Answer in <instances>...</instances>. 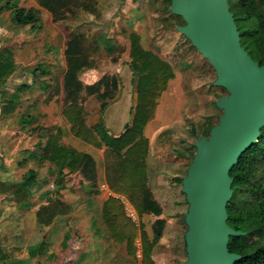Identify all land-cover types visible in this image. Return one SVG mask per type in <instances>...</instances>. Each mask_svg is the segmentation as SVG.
Masks as SVG:
<instances>
[{
  "label": "rangeland",
  "instance_id": "1",
  "mask_svg": "<svg viewBox=\"0 0 264 264\" xmlns=\"http://www.w3.org/2000/svg\"><path fill=\"white\" fill-rule=\"evenodd\" d=\"M4 1L0 0V4ZM35 1L20 0V6L27 8L31 5L37 6ZM170 5L171 0H99L98 7L102 16L100 23L93 24L92 16L81 14L76 20L65 22L63 25H67L72 31L77 30L72 29L71 26L77 24L79 26L81 22L86 26L91 25L94 28L89 31L93 36L92 38L101 41V45H103L106 40L103 30L107 29V26L103 27V25L106 21L110 22L107 38H109L111 46L119 47V49L112 53L102 47L101 54L93 59V67L90 70H84L80 76L85 85L91 82L87 73L94 72L96 74L94 79H100L104 75H110L111 69H116L118 64L125 68L128 67L129 70L125 69L126 72L133 73L128 54L121 52V48H126L129 43L130 29H137L143 33L145 46L158 54L160 53L164 60L166 59L171 63L177 74L176 81H173L174 86L179 84L178 80L181 76L187 75V70L190 71L188 76L189 79H192L185 86L184 91L181 94L173 95L172 101L169 100L173 110L172 115L166 108V104L162 105V114H164L161 116L165 122L164 124L159 123L153 132V134H157L158 130H161L160 140L164 142L166 151L168 150V154L172 155L171 158L174 161L172 165L165 166L168 171L166 174L170 173L174 166L177 167L179 164L182 166L181 178L178 181L181 190L182 179L186 176L188 166L196 152L194 143L210 127L218 124L223 112L216 107V102L219 97L226 96L227 92L222 88L214 87L213 82L216 80V74L213 68L206 60L202 59L190 42L177 32L176 28L179 24L184 25V21L179 19L180 17L170 15ZM41 12L45 28L41 30L42 36L39 43H36L34 39L39 31L35 30V33L31 34L32 37L29 38L25 35L26 32L22 31L23 29L14 27L10 12L0 13V51L6 49L12 52L11 61L15 68L14 74L8 77L6 85L1 91L6 90L8 94H13L10 92L16 91V84L22 85L28 81L27 79H18V71L28 73L30 70L26 68H35L42 60H44L42 61L43 64L38 71L39 79H42L43 73L49 71L53 77V69L56 70L55 76L57 77V91L54 95L57 96L56 105L54 103L50 106L48 103L44 105L43 101L47 94L42 91H31L30 94L24 92L25 94H20V102L15 113L4 115L2 111L5 103L2 99L0 100V181L9 182L8 179H12L23 182L28 171L30 169L35 170L37 177L36 186L32 189V197L34 195L37 198L42 194L45 202L61 199L69 205L71 212L68 218H57L55 229L49 231L47 228L41 227L35 231L33 218L30 219L25 216L34 207L42 205L38 199H35L34 202L31 199L29 207L24 209H19L16 203L12 205L9 202L6 203L5 207L0 206V264H10L20 257L26 261L32 252L37 251V256L31 261L38 264H140L142 254L139 252L137 258L129 256L126 245L119 244L111 238L105 222H102V227L106 234L102 236L95 232L96 225H92L86 220L84 214L87 212H99L98 208H90L87 196L88 186L79 174L70 175L69 170H65L63 176L58 177V181L63 179L61 181L65 183L71 180L66 186H73L74 189L72 192L64 191V189L58 193L57 171L55 170L54 175L52 173L53 165L48 161H40L39 148L34 147L38 155L34 162L24 164V158L29 156H26V149L30 147V138H35V142H37V138L41 134V136L44 135V141H46L48 131L52 129L49 123H44V120L47 122L52 116H57V123L62 121L60 114L63 99V79L66 74L64 38L52 40L51 29H55L56 25L46 10L42 9ZM139 25H145V28H141ZM50 45L54 46L55 50L49 52ZM114 59L116 62H113ZM53 63L56 68H53ZM121 74L123 75V73ZM122 75H118L120 79H123ZM32 77V75L29 76L30 79ZM123 88V83L118 85L114 93L115 98L119 95V90L123 91ZM29 97L34 101L33 103ZM40 104L43 105L40 106ZM119 104L112 105L105 112L108 124L114 129L119 128V124L125 118L124 114L122 115L125 106L118 107ZM126 111L128 113L127 108ZM173 114L179 116L173 118ZM40 127L44 128L46 133L41 132V130L37 131V128ZM180 190L177 188L178 195L182 200L180 204L182 213L175 220L173 218L165 219V226L160 229L162 233L160 240L152 254L155 264H185L186 262L184 235L187 226L184 223V218L188 205L185 196L179 192ZM123 202L124 211L137 219V215L128 200L123 199ZM5 214L8 219H6ZM143 220L142 222L148 230L146 233L151 240L153 238L151 228L155 219L150 216ZM8 221L9 223H7ZM136 221L140 222L139 220ZM67 234L70 236V241L67 242L73 245L64 250L60 243ZM137 244L140 246V243ZM77 245L79 247H76Z\"/></svg>",
  "mask_w": 264,
  "mask_h": 264
},
{
  "label": "trees",
  "instance_id": "2",
  "mask_svg": "<svg viewBox=\"0 0 264 264\" xmlns=\"http://www.w3.org/2000/svg\"><path fill=\"white\" fill-rule=\"evenodd\" d=\"M36 1L51 15L55 25L72 22L81 14L92 16L95 23L102 19L98 7L99 0ZM230 7L241 34L243 47L253 60L264 65V0H230ZM4 12L11 13V22L14 26L27 28L29 34L35 33V30L39 31L34 39L36 43L41 41L43 22L40 10L22 7L20 0H5L0 4V13ZM104 38L105 43L101 45V41L91 38L85 32L72 31L65 27L66 74L61 114L69 125V132L73 137L95 149H104L105 176L110 190L116 195L126 197L139 216L138 225L126 214L121 200L110 196L103 206V219L111 238L119 244H125L128 255L136 258V240L140 236L141 264H155L152 254L160 240L162 234L160 229L164 228L165 220L158 219L154 223L153 238L150 240L142 221L146 216L160 217L163 209L148 186L147 157L150 140L144 135V130L154 119L157 102L166 90L168 82L174 77V73L167 61L142 47L138 34L130 33L128 36L131 43L130 67L138 77V103L132 125L127 126L118 137L110 135L104 123L91 127L84 116V104L88 97L98 95L103 101L104 110L118 88V79L115 76L105 75L90 86H85L79 78L81 72L93 67V59L101 54L102 47L112 53L119 49L111 46L110 40ZM121 52L125 53L126 48H121ZM11 58L10 50L0 51V98L5 103L2 111L4 115L15 112L20 94L27 89L29 92L37 91L38 87L45 84L44 79H39L38 71L42 66L40 63L29 72L33 75L32 84L25 82L19 85L12 95L6 90L1 91L8 77L15 71ZM48 75L49 73L45 72L42 78ZM56 91L51 85L49 94L43 102L47 104L53 100ZM212 127L197 140L202 136L208 137ZM62 134L61 127L48 131L45 145L38 146L40 161L52 164L54 175L57 171L58 193L66 189L67 183L71 181L64 183L61 181L63 179L58 181V177H62L65 170H69L70 175L79 174L89 186V195L96 197L99 194V183L95 159L65 145ZM230 175L234 179L232 185L234 195L227 208L228 225L237 231L246 232L247 236L231 237L229 250L231 253L244 256V259L236 264H264V129L258 142L240 158ZM36 177L37 172L31 169L21 183L0 181V202L6 197H11L19 209L29 207L32 189L36 186ZM70 212L68 204L61 199H52L37 209L38 225L49 227L58 217L67 216Z\"/></svg>",
  "mask_w": 264,
  "mask_h": 264
},
{
  "label": "water",
  "instance_id": "3",
  "mask_svg": "<svg viewBox=\"0 0 264 264\" xmlns=\"http://www.w3.org/2000/svg\"><path fill=\"white\" fill-rule=\"evenodd\" d=\"M170 13L182 18L177 32L213 68L214 87L227 92L216 102L223 112L218 124L194 143L182 180L188 204L185 264H236L244 256L230 252V238L247 233L228 225L234 195L230 173L264 129V65L243 47L230 0H171Z\"/></svg>",
  "mask_w": 264,
  "mask_h": 264
},
{
  "label": "crops",
  "instance_id": "4",
  "mask_svg": "<svg viewBox=\"0 0 264 264\" xmlns=\"http://www.w3.org/2000/svg\"><path fill=\"white\" fill-rule=\"evenodd\" d=\"M35 2H37V1H35ZM36 4H38V3H36ZM31 7L35 8L37 10H40V15L42 18V15H43L41 12L42 8L39 5H37V6L31 5ZM170 9H171V5H170ZM170 15H172V14L170 13ZM172 17H175V16H172ZM177 18H179V17L177 16ZM179 19H182V18H179ZM100 22L101 21H97L96 23H100ZM92 23L94 24L95 22L93 21ZM109 25H110V22H108V21H106L105 25H103V27L107 26V29L103 30L104 31L103 35L104 36L106 35V38H107V33H109V30H108ZM179 26H182V24H179ZM55 27H56L55 29L54 28L51 29L52 32H51L50 36H51L52 40H60V38L63 37L64 38V47H65V27H67V25L61 24V25H56ZM139 27L145 28V25H139ZM17 28L23 29L22 31H25L26 32L25 35L28 36L29 38L32 37L31 34L27 33V31H28L27 28H22V27H17ZM44 28H45V26L43 24V30H44ZM71 28L76 29L77 31H79V30L83 31L88 36L91 35L89 32L91 30V28L94 29L91 25L90 26L84 25L83 22H81L79 24V26H78V24L72 25ZM124 28L126 29V27H124ZM107 30H108V32H107ZM129 31H130V33L133 32V33H136L140 36V43L144 49H146L150 52H153L154 54L159 55L162 58L160 53L158 54L157 52H155L151 49H148L145 46L144 39H143V33L139 32L137 29L136 30L130 29ZM92 37L93 36L91 35V38ZM101 38H102V36H101ZM107 39L109 40V38H107ZM128 42L129 43L126 45V53L129 56L131 43L129 40H128ZM120 43H122V42H120ZM126 43H127V41L125 42V44ZM34 46L36 47V44ZM53 49L55 50V47L54 46L52 47L51 45L48 48L49 52L53 51ZM42 61H44V60H42ZM42 61L40 63L43 64ZM165 61H167V63H169L171 65V63L168 60L165 59ZM53 65H54L53 68H56V65L54 63H53ZM171 67H172V65H171ZM26 69L31 70L29 68H26ZM125 69L129 70L128 67L125 68L121 64H118L116 69H111L112 72L108 76H115L118 79V85L123 83L124 88H123V91L119 90V95L117 96V98L113 97V99L110 101V103H108V106L104 110L102 109L103 101L99 98L98 95H93V96L88 97L89 100L87 99L88 101L86 100V103H85L84 116H85L87 124L89 126L93 127L97 124L104 123L105 128L108 131V133L112 136H115V137L120 136L125 131V128L127 126L132 125V122H133V119L135 116L136 106L138 103V92H137L138 78L133 73H130V71L126 72ZM172 69H173V67H172ZM29 72L28 73L27 72L26 73H24V72L20 73V71H18V73H17L18 79H20V78L21 79H27L28 81H26V82H28V84H32V81H33L32 78L33 77L31 79L29 78V76L32 75ZM55 72H56V70L53 69V73H52L53 77L51 76V71H49L48 77L41 79V80H43V79L45 80V81H43V82H45V84H43V87H38L37 91H42L45 94H47V96H48L49 87L51 85L56 90V88H57L56 78L57 77L55 76V74H56ZM189 72L190 71L187 70L186 71L187 75H185L184 77L181 76V78L178 80L179 84L177 86H174L173 81H176L177 74H176V71L173 69L174 77L168 82L166 90L161 94V98L157 102V108H156V113H155L154 119L148 123V125L145 127V130H144V135L147 138H149V140H150V150H149V154L147 157L148 186L152 189V192H153L156 200L158 201V203L161 205V207L163 209V214L160 217H154V219H155L154 223L158 219L169 220V219L173 218L175 220L178 217V215H180L182 213V210H180L181 209L180 204H181L182 200H181V198L177 192V188H179V190H180V184H178L179 183L178 181L180 180L179 178H181L182 166H181V164H179L177 167L174 166L171 169V172L166 174V172H168V171L166 170L167 168H165V166L168 167V166L172 165L174 163V161L171 158L172 155L170 156L168 154V150L166 151V149H165L166 146L164 145V142H162V140H160V133H162L161 130H158L157 134H153V132L156 130L159 123L164 124V122H165V120H163V118H162V116L164 114V113L162 114V105L166 104V108L168 109V111H170V113L172 115L173 110L171 109V105L169 103L170 102L169 100H171L173 95L181 94L184 91L185 86L188 85V82L192 79V78L189 79V76H188ZM121 73H123V75ZM81 74H82V72L79 74V78H80ZM119 74L122 75L123 79L119 78V76H118ZM127 74H129V76H127ZM95 75L96 74L94 72L87 73V76L91 79V82L88 83L87 85H85L84 83L83 84L85 86H90L102 78L101 77L100 79H94ZM183 82H184V84L182 85ZM19 85H21V84H19V83L16 84L15 89H17ZM10 93H14V91L10 92ZM25 93L30 94L29 89H27L25 91ZM25 93H22V95ZM10 95H12V94H10ZM20 98H21V96H20ZM20 98L18 100L17 107H18V104L20 102ZM29 99L32 103L34 102L31 99V97H29ZM0 100H1V98H0ZM56 102H57V96H54L53 100H51L48 104H49V106L52 105L53 103H54V105H56ZM116 103H120L118 107H120L121 105L125 106V109L123 110V113H122V115L124 114L125 118L122 119L121 123L119 124V128L114 129L113 127H111L108 124L107 119L105 117V112L108 108H110L112 105H114ZM41 105H43V104H40V106ZM44 105H46V103H44ZM126 108L128 110V113L126 111ZM177 116H179V115L173 114V118H175ZM60 117L62 119V121L60 123H57V116H52L51 118H49V120L47 122H45V120H44V123L45 124L49 123L51 125L52 129L57 128V127H61L63 129V134H62L63 143L69 147L76 149L79 152H84L86 154L91 155L97 163L99 194L96 197H91L89 195V186L85 182L84 183L88 186L87 196H88V200H89V206L91 209L98 208L99 213L87 212L84 215H85L87 221L91 222L92 225H94V224L96 225L95 232L98 235L100 234L103 236L106 234V231L102 227V222H104V221H102L103 220V206L106 203V201L108 200V198L110 196H114L116 198H119L122 203H124L123 199H126V200H128V199L124 196L114 194L110 190V188L106 182L104 149H102V150L95 149L94 147L87 145L86 143H84V142L76 139L75 137H73L69 132V129H70L69 125L63 119L62 114H60ZM160 118H161V120H160ZM168 121L170 122V120H168ZM40 130H41V132L46 133V130H44V128H42V127L37 128V131H40ZM162 131H164V130H162ZM43 141H44V135L41 136V134H39V136L37 138V142H35V138H33V139L30 138V142H31L30 147H28L26 149V152H27L26 156H28V155L29 156L24 158V164H26V163L29 164L30 162H34V160L38 157L36 150H34L35 149L34 147L36 146L37 148H39L38 146L40 144L43 145L44 142H46V141H44V142ZM32 143H34V144L31 145ZM159 147H161V148H159ZM33 152H34V156H32ZM19 164L20 163H18V166H20ZM186 174H187V172H186ZM7 176H9V175H7ZM168 176H170V177H168ZM8 180H9V182H12V183H21V181L17 182V181H13L12 179H8ZM73 189H74L73 186H69L64 191L72 192ZM179 192H181V194L184 195L182 193V189ZM35 199H38L39 203L42 205H45L49 202V201L45 202V199H44V197H42V194L37 198H35V196L33 195V197H32L33 202L35 201ZM8 202L12 205H15V201L13 200V198L6 197L3 202H0V206L5 207L6 203H8ZM128 202L130 203L135 214L137 215V219L133 218L132 216L127 214V212H126V214L139 225V223L136 221V220H139V216H138L136 210L134 209L133 205L131 204V202L129 200H128ZM43 203H45V204H43ZM38 206H40V205H38ZM38 206L34 207V209L31 210L29 213L27 212L28 214L26 213L27 216H25V217H29L30 219L33 218V221L35 223V227H34L35 231L37 228L41 229V227L38 225L37 216H36ZM31 207H32V204H31ZM130 213H132L131 210H130ZM5 217H6V219H8V216L6 214H5ZM68 217H70V214L67 216H61L60 219H65ZM146 217H150V216H146ZM151 217H153V216H151ZM3 220H4V218H3ZM184 220H185V218H184ZM7 223H9V221ZM56 223H57V219L49 227H42V228H44V229L47 228L50 231V230L56 228ZM7 225H9V224H7ZM153 225L154 224H152V227H153ZM106 228H107V226H106ZM146 230L147 229L145 228V231ZM151 230H152V228H151ZM28 231H29V229H28ZM69 237H70L69 234H67L65 239L60 243L61 247L64 248V250L68 249L69 247H71L73 245L72 243L70 245L69 244L70 242H67L68 240L70 241ZM184 241H185V239H184ZM141 242H142L141 237L139 236L138 239L136 240V247H137L136 258L138 257L139 252L142 254ZM137 243H140V246H138ZM73 247H75V246H73ZM76 247H79V245H77ZM15 250L18 251L17 249H15ZM37 253H38V251L32 252L30 254L28 260H26V261H23L22 260L23 258L20 257L18 260L14 261L10 264H38L37 262L31 261L33 258H35L37 256ZM140 264H141V262H140Z\"/></svg>",
  "mask_w": 264,
  "mask_h": 264
}]
</instances>
